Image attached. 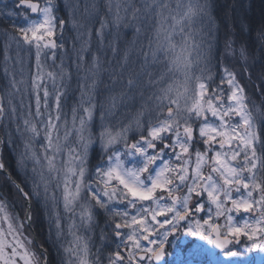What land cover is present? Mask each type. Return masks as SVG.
Wrapping results in <instances>:
<instances>
[{"label":"snow or ice","instance_id":"1","mask_svg":"<svg viewBox=\"0 0 264 264\" xmlns=\"http://www.w3.org/2000/svg\"><path fill=\"white\" fill-rule=\"evenodd\" d=\"M66 7L72 9V22L77 24L79 2ZM96 7L95 3L86 6L83 15H90L89 9ZM55 11L54 0H45L43 6L40 0H16L14 8L0 10V16H19L24 23L13 21L11 34L6 31L5 35L17 48H35L38 62L46 49L55 61V50L64 47L55 39ZM150 13L159 19H153L155 35L149 39V48L155 44L153 60L164 71L149 80V87H159L134 122L113 128L103 123L112 113L101 112V130L94 138L90 126L96 105L90 89L81 93L79 108L71 109L69 125L61 103L65 92L57 91L49 105L50 93L44 87L42 105L41 85L32 81L35 111L28 106L22 135L27 138L26 149L35 141L42 152L31 151L34 165L40 166L33 168L36 175L31 189L16 185L29 204L24 220L32 221L33 198L45 207L56 201L55 191L49 193L55 181L56 189L62 186L64 212L71 217L79 209L82 228L93 226L95 209L112 213L109 227L115 248L107 257L108 264H264V140L260 136L264 120L254 121L246 88L235 73L225 68L227 80L221 78L220 85L211 87L210 71L200 67L199 46L187 44L185 26L207 13L206 2L189 0L173 7L164 0H145L140 6L109 0L106 16L110 14L112 20L99 19L95 34L102 37L109 22L127 23L129 14L132 20L144 17V23ZM58 23L63 29L66 21L59 19ZM176 25H180L178 30ZM140 31L137 27L136 32ZM96 59L93 68H98ZM176 74L180 78L169 83ZM48 75L55 80L51 72ZM17 83L13 77L10 87L19 92ZM225 83L227 93L221 87ZM127 86L131 90L134 80L129 78ZM259 87L264 93V79ZM17 112L16 106L6 108L0 101V117ZM17 132H21L19 126ZM72 136L74 142L69 140ZM94 145L99 148V161L90 170L88 156L90 149L95 151ZM0 172L8 174L2 162ZM4 208L0 197V264H40L28 247L33 241L23 234L24 220L17 222L18 217L9 216ZM52 222L59 238L63 233L59 212ZM107 239L101 236L102 241ZM75 240V246L66 249L75 257L69 264H89L87 241L79 235Z\"/></svg>","mask_w":264,"mask_h":264},{"label":"trees","instance_id":"2","mask_svg":"<svg viewBox=\"0 0 264 264\" xmlns=\"http://www.w3.org/2000/svg\"><path fill=\"white\" fill-rule=\"evenodd\" d=\"M54 2L56 3L55 15L58 18L57 26L59 19L66 21L63 29L57 27L56 42L58 45L63 43L64 47H58L55 50V61L50 58L51 50H44L38 62L35 48L31 51L23 46L17 48L5 32L8 31L11 34L13 21L17 25H22L24 23L22 17L0 16V96L6 108L10 106L18 108L16 115L9 117L6 113L4 117H0V143L3 139L0 162L5 164L9 174L21 187L27 185L25 191L32 187V180L36 175L33 168L37 170L40 168L39 165H34L31 151L42 152L40 144L35 141L31 149H26L27 138L22 135L23 118L28 106L30 105L31 110L35 111V90L31 87L33 80L41 85L42 105L44 87H47L50 93L49 105L53 103L57 91L65 92L61 103L69 125L72 120L71 109L79 108L81 93L90 89L91 101L96 105L90 126L95 138L101 130V112H111L112 115L107 116L103 123L118 128L121 123L133 121L137 113L141 112L142 106L147 109L148 102L144 97L147 95L150 97L152 92L159 87V85L156 88L149 87V80L158 78L164 71L162 64L153 60L152 52L155 44L153 43L152 48H149V39L155 35L153 19L154 17L159 19L154 13H150L144 23H141L144 17L132 20L131 14L127 18V23L122 21L119 26L109 22L101 37L95 34V30L100 27L99 19L112 20L110 14L106 16L109 0H54ZM77 2L80 4L79 9L76 10L78 23L73 24L72 9L66 5ZM111 2L117 3L120 0H111ZM127 2L140 6L145 3V0H127ZM147 2L152 3V0H147ZM164 2L174 7L180 2L186 5L189 0H164ZM191 2L196 3L197 0H191ZM199 2L207 3V13L202 17H195L193 22L186 25L185 35L194 34L191 35L192 43H195L193 41L195 35L200 36V41H202L200 44L204 45L198 49L201 54L200 67H206L210 71L213 77L211 87H216L221 78H224L218 70L216 60L223 29L225 32L228 29L237 32L239 39L245 42L251 50L257 52L259 69L264 75V0H199ZM15 3L16 0H0V10L13 9ZM40 3L43 6L45 0H40ZM93 3L97 7L94 10L89 9L90 15H83L84 8ZM167 14L165 12V15ZM137 27L141 28L139 33L136 32ZM179 27L180 25H176L177 30ZM176 39L179 41L178 34ZM192 55L195 56L196 52L194 51ZM94 58H97L98 68H93ZM5 68L8 69L7 75ZM50 72L55 80L48 75ZM197 74L199 75V72ZM13 77L18 82L19 92L10 87ZM37 77H42V80ZM129 78L134 80V87L131 90L127 86ZM179 78V74H176L170 77L168 82L171 83L173 79ZM139 80H143L142 83H139ZM93 81H95L94 85ZM113 98L115 108H112ZM84 99L87 100L88 96L85 95ZM9 100H11V105ZM251 112L256 123L264 120L256 109L252 108ZM78 124L79 121H77V126ZM18 126L21 132H17ZM42 135L43 133L41 137ZM260 136L264 140V129L260 130ZM75 139V136L69 138L70 142H74ZM93 147L95 151L90 149L88 156L90 170L98 163L94 157L99 159L98 145ZM26 152L27 155H25ZM65 159H67L66 155ZM57 163L59 164V158ZM54 185L55 181L50 185L49 193L51 195L55 191L56 201L50 202V206L45 207L43 201L33 198L31 201L32 221L28 224V221L24 220L25 212L29 207L27 202L17 192L16 185L8 175L0 172V197L4 198V211L9 216H17V222L24 220L23 234L28 240L33 241L28 245L29 249L36 254L40 264H69L75 257L70 255L66 249L75 246V237L79 235L88 243L89 264H96L97 260L99 264H108L107 257L115 248L109 227L112 222L109 212L95 209L93 226L90 229L82 228L79 209L75 216L70 217L65 213L62 186L56 189ZM50 211L53 213L52 216L49 215ZM56 212L60 213L63 225V233L59 238L56 236L52 222ZM2 216L3 214H0V220ZM101 236H106L108 239L102 241Z\"/></svg>","mask_w":264,"mask_h":264},{"label":"rangeland","instance_id":"3","mask_svg":"<svg viewBox=\"0 0 264 264\" xmlns=\"http://www.w3.org/2000/svg\"><path fill=\"white\" fill-rule=\"evenodd\" d=\"M57 27L59 28L60 26L58 25ZM221 33L223 34V37L216 54L219 72L222 74L225 80H227L228 78L227 73L224 71L225 68L228 72L235 73L237 80L246 88V95L248 96L250 101L249 108L252 107L256 109L263 116L264 93L261 92L259 85L261 84V80L264 79V75L259 69V59L257 52L251 50L248 45L245 44V42L239 39L237 32H234V30L228 29V31L225 32V30L223 29ZM191 35L194 34L189 33L185 35L187 36V44L190 48L193 45H197L199 46V48L201 46H204L200 44L202 43V41H200V36L197 35H195L193 39L195 43H192ZM238 41H240L241 43ZM229 44L231 45V47H228ZM176 51L179 52V48H177ZM242 52L243 55L241 54ZM142 81L143 80H139V83H142ZM218 85H220V83ZM221 87L226 93L229 91V86L227 84H223ZM148 97L149 95L144 97L145 101L147 102ZM138 114L139 113H137V115ZM137 115L134 117L132 122L135 121ZM127 118H129L128 115Z\"/></svg>","mask_w":264,"mask_h":264},{"label":"water","instance_id":"4","mask_svg":"<svg viewBox=\"0 0 264 264\" xmlns=\"http://www.w3.org/2000/svg\"><path fill=\"white\" fill-rule=\"evenodd\" d=\"M0 101H2V98H1V96H0ZM3 142V139H1V143ZM0 149H1V144H0ZM7 175H8V177L12 180V182L15 184V185H17V184H19L17 181H15V179L9 174V172L7 171ZM20 185V184H19ZM21 186V185H20ZM28 204V203H27ZM28 206H29V204H28Z\"/></svg>","mask_w":264,"mask_h":264},{"label":"flooded vegetation","instance_id":"5","mask_svg":"<svg viewBox=\"0 0 264 264\" xmlns=\"http://www.w3.org/2000/svg\"><path fill=\"white\" fill-rule=\"evenodd\" d=\"M251 109H252V108H249L250 111H251ZM262 118L264 119V115L262 116ZM254 121H255V119H254ZM257 147L259 148V144L257 145ZM94 158H95V160H96L97 162L99 161L98 158H96V157H94ZM117 207L119 208V207H122V206H117ZM109 215H110V219L112 220V213L109 212Z\"/></svg>","mask_w":264,"mask_h":264}]
</instances>
